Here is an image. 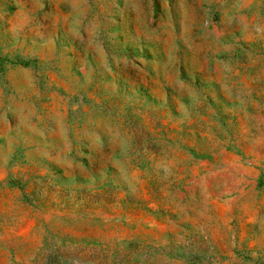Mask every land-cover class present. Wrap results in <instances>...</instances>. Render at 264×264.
I'll return each mask as SVG.
<instances>
[{"label": "rangeland", "instance_id": "obj_1", "mask_svg": "<svg viewBox=\"0 0 264 264\" xmlns=\"http://www.w3.org/2000/svg\"><path fill=\"white\" fill-rule=\"evenodd\" d=\"M0 264H264V0H0Z\"/></svg>", "mask_w": 264, "mask_h": 264}]
</instances>
